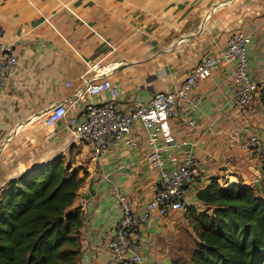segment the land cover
<instances>
[{
    "label": "crops",
    "instance_id": "obj_1",
    "mask_svg": "<svg viewBox=\"0 0 264 264\" xmlns=\"http://www.w3.org/2000/svg\"><path fill=\"white\" fill-rule=\"evenodd\" d=\"M263 20L264 0H0V42L17 57L0 96V191L60 155L70 158L73 170H86L70 208L84 217L79 264H107V243L120 216L111 183L136 211L146 207L158 183L146 160V132L135 124L136 146L118 143L98 156L90 142L73 143L62 122L47 127L42 117L60 104L80 116L89 101L107 99L108 93H85L95 64L129 112L154 93L177 88L203 55L221 54L237 31L250 35L249 73L264 90ZM232 70L222 63L199 84L194 102L169 120L174 145L167 168L191 153L199 173L185 185V212L154 214L140 227L148 264H188L195 241L189 209H201L196 194L213 179L226 187L251 186L264 196V167L242 146L249 131L264 142V108L258 98L249 109L234 106Z\"/></svg>",
    "mask_w": 264,
    "mask_h": 264
},
{
    "label": "built area",
    "instance_id": "obj_2",
    "mask_svg": "<svg viewBox=\"0 0 264 264\" xmlns=\"http://www.w3.org/2000/svg\"><path fill=\"white\" fill-rule=\"evenodd\" d=\"M264 23V20H263ZM250 35L237 31L232 33L221 54L207 53L199 63L182 79L177 88L169 92H156L145 102H137L132 110L124 112L118 103L119 89L99 72V65L89 67L94 81L86 86L89 97L108 93L107 99L89 101L80 116L69 114V106L57 105L42 117L45 126L51 127L62 122L69 131L72 142H90L98 156H105L118 143L128 148L136 146L133 127L140 124L147 135L148 153L146 160L158 173V183L153 198L141 211H136L126 197L124 190L115 182L111 183L110 195L120 216L113 234L108 240L109 261L107 264H148L142 253V245L137 234L140 227L152 215L167 217L171 213L185 212V185L198 175L196 158L187 153L178 167L167 168L169 151L174 145V137L169 120L181 113L188 103L194 102V92L222 63L233 67L235 90L232 96L234 106L249 109L257 98L259 87L249 73L247 46ZM17 65V57L12 46L0 42V96L12 69ZM70 86V83H67ZM190 125L195 126V121ZM187 144L185 141L182 145ZM242 146L253 153L264 167V142L253 131L243 138ZM174 161V159H171Z\"/></svg>",
    "mask_w": 264,
    "mask_h": 264
},
{
    "label": "trees",
    "instance_id": "obj_3",
    "mask_svg": "<svg viewBox=\"0 0 264 264\" xmlns=\"http://www.w3.org/2000/svg\"><path fill=\"white\" fill-rule=\"evenodd\" d=\"M257 98L264 108V90ZM72 166L60 155L0 191V264H79L84 217L70 208L86 170ZM196 199L201 209H189L195 241L188 264H264V196L258 189L213 179Z\"/></svg>",
    "mask_w": 264,
    "mask_h": 264
},
{
    "label": "rangeland",
    "instance_id": "obj_4",
    "mask_svg": "<svg viewBox=\"0 0 264 264\" xmlns=\"http://www.w3.org/2000/svg\"><path fill=\"white\" fill-rule=\"evenodd\" d=\"M186 234V233H185ZM187 235V234H186Z\"/></svg>",
    "mask_w": 264,
    "mask_h": 264
}]
</instances>
